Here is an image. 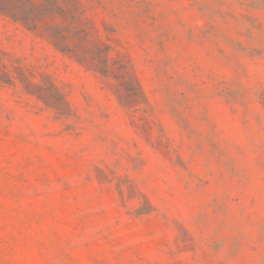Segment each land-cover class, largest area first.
<instances>
[{"label": "rangeland", "instance_id": "rangeland-1", "mask_svg": "<svg viewBox=\"0 0 264 264\" xmlns=\"http://www.w3.org/2000/svg\"><path fill=\"white\" fill-rule=\"evenodd\" d=\"M0 264H264V0H0Z\"/></svg>", "mask_w": 264, "mask_h": 264}]
</instances>
